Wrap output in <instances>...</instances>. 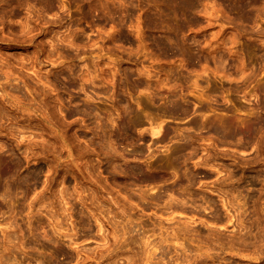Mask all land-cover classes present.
<instances>
[{"label":"rangeland","instance_id":"rangeland-1","mask_svg":"<svg viewBox=\"0 0 264 264\" xmlns=\"http://www.w3.org/2000/svg\"><path fill=\"white\" fill-rule=\"evenodd\" d=\"M254 1L0 0V264L263 263L264 169H239L240 185L237 174L219 184L239 191L220 192L203 188L208 168L193 164L212 148L257 157V136L239 152L209 132L211 122L264 115V0ZM133 163L156 180L118 171ZM36 167L27 183L16 178ZM61 176L76 190L68 204ZM233 190L244 192L227 212Z\"/></svg>","mask_w":264,"mask_h":264},{"label":"bare ground","instance_id":"bare-ground-1","mask_svg":"<svg viewBox=\"0 0 264 264\" xmlns=\"http://www.w3.org/2000/svg\"><path fill=\"white\" fill-rule=\"evenodd\" d=\"M254 1V0H253ZM256 1V0H255ZM254 1V2H255ZM252 2V1H251ZM250 2V3H251ZM253 3V2H252ZM247 5V4H246ZM262 91V90H261ZM262 92H264V91H262ZM261 93V92H260ZM263 95V94H262ZM261 96V95H260ZM261 98H262V96H261ZM261 100H263V99H261ZM260 102H264V100L263 101H260ZM262 104V103H261ZM261 104H260V108H262L261 107ZM264 104H262V106H263ZM259 107V106H258ZM263 108H264V106H263ZM177 110H181V108H180V106L178 105V104H174V105H171V112H175V113H177ZM184 110V109H183ZM182 110V111H183ZM261 111H260V113L258 114L257 113V115H261V112H263V114H264V111H262V110H264V109H260ZM261 116H263V117H261ZM261 116H259V117H257V120L255 121H245V122H236V121H234V120H236V119H230V120H227L226 119V121H222V122H219V123H213V122H211L210 124H209V132L210 133H214V134H216V135H218V140L220 141V143L221 144H230V143H233L235 146L238 144L239 145V147L241 146V148H237L236 147V149L235 150H233V151H236L237 149H240V150H237V151H241L242 149H244L245 150V148H243V147H246V145L248 144L249 145V143H247V141H246V139L248 140V141H250L251 140V138H255L256 136H257V142L255 141V144H254V142L253 143H251V144H254V145H256V159H253L252 161H251V163H249V160H251V159H249L250 158V156H248V157H244L243 156V150L241 151L242 152V155L240 154V153H238V155L240 154L241 156H243L242 158H240L238 155H236L234 152H232V153H234L236 156H238L237 158H236V156L235 155H233V156H235V158L234 157H232L228 152H226V154H224L223 153V155L225 156V158L227 157V158H229V160L231 159V161L233 162V167L232 166H230V164H228V163H224V162H221L220 160H221V158H223L224 156H222L221 154H219V152L218 151H215L213 148L208 152V155L207 156H204V157H202L203 159H202V161L199 159V160H196V161H193V164L197 167L198 165H202V166H204V167H206V168H208L207 170H204V175L203 176H205V179L206 178H208V180L206 179L205 181H203L202 180V185H203V188L205 189V188H207L206 190H209V191H211V190H213L214 191V189H217V191H219L220 190V192H224L225 190H226V188L227 189H232L233 187H234V189L235 188H238V186L237 187H235V186H232V187H228V186H223V187H225V190L224 191H221L222 190V186H221V189H220V186H219V184H220V182L221 181H225V179H227L226 181L227 182H229V184H230V182L232 181V180H234L236 177H237V179H238V175H239V173L237 174V176H235V177H233L234 179H232L231 177L233 176V175H236L235 174V172L236 171H239V169L241 170V171H245L246 170V168L247 169H249V170H251V169H253V170H251V171H254L255 169L257 170V171H261L262 169H264V147L262 148V146H264V115H261ZM255 119H256V115H255ZM253 120V119H252ZM238 121V120H237ZM241 121H243V120H241ZM158 123V122H157ZM156 123V125H158ZM153 129H152V133H156L157 132V130L154 128V126L152 127ZM14 130V129H13ZM15 130H18L17 128L15 129ZM13 131V132H17V131ZM2 131H3V129H2ZM19 131V130H18ZM28 131V130H27ZM12 134H13V132H12V130L10 131ZM26 132V131H25ZM30 132V131H29ZM21 136L22 135H24L23 133H24V131H19L18 132ZM17 133V134H18ZM15 134V133H14ZM255 136V137H254ZM244 139H245V141H244ZM255 140H256V138H255ZM254 141V140H253ZM247 143V144H246ZM100 144H102V143H100ZM99 144V146L100 147H103L104 148V146L107 144H105L104 145V143L102 144V145H100ZM227 144V145H228ZM246 144V145H245ZM250 144V145H251ZM104 145V146H103ZM248 145H247V148H248ZM113 146H112V144H107V146L104 148L105 150H107V149H111V151L113 150V148H112ZM215 147V146H214ZM250 147V146H249ZM107 148V149H106ZM110 150H108V152H109ZM115 151V150H114ZM228 153V154H227ZM111 155V154H110ZM110 155H108L110 158L112 157V156H110ZM253 157V156H252ZM251 157V158H252ZM29 158V157H28ZM27 158V159H28ZM109 158V160L111 161V159ZM113 158V157H112ZM249 160H248V159ZM254 158V157H253ZM17 159V158H16ZM16 159H14V161H12L11 160V162L9 163V171H12L11 173V175L13 176V175H15L17 172L16 171H20L19 170V168H20V165H21V163H23L22 161H19V160H16ZM19 159V158H18ZM108 159V158H107ZM21 160V159H20ZM108 160V161H109ZM113 160V159H112ZM114 161H116V159H114ZM117 162V161H116ZM111 163V162H110ZM109 163V164H110ZM113 163V166H114V162H112ZM111 163V164H112ZM246 164H248V165H246ZM22 166V165H21ZM65 166V165H64ZM70 165H69V163H68V166L67 167H69ZM238 167V168H237ZM37 169H32V170H27L28 171V173H27V171H26V174L25 175H21L22 173H19L20 175H21V177H17L16 176V178H19V180H21L22 182H23V180H24V182H26V180H28L29 179V177L33 174V172H32V174H30L29 173V171H37L38 170V167H36ZM42 168V167H41ZM41 168H39V169H41ZM260 168V169H259ZM8 169V168H7ZM61 169H64V171H62V172H65V170H66V167H62ZM60 169V170H61ZM68 170H69V168H67ZM22 170V169H21ZM67 170V171H68ZM70 170H71V168H70ZM255 170V171H256ZM6 171V170H5ZM66 171V172H67ZM118 171H133V172H135L136 173V178H138L140 181H149L148 183H150V181H153L154 182V180H156V178H157V176H155V175H152V174H149V173H145V172H143V171H146L142 166H140L139 164H136V163H133V164H130V165H127V167H125V168H122V169H119ZM184 171H187V168L184 170ZM188 171H190V170H188ZM192 171V170H191ZM209 171H216V173H215V175H220V174H222L221 173V171H226L227 172V176H225V177H223L222 175H224V174H222V175H220V177H222V179H219V178H216L215 180L214 179H212L211 177V172H209ZM247 171V170H246ZM37 173V172H36ZM24 174V173H23ZM202 174H203V172H202ZM9 176H10V174H8ZM16 175H18V174H16ZM36 176H37V174H35ZM193 175V174H192ZM201 175V174H200ZM213 175V174H212ZM241 175V174H240ZM250 175V174H249ZM252 175V174H251ZM254 176H256L255 175V173L253 174ZM250 176V178L252 177H254V176ZM19 176V175H18ZM33 176H34V174L31 176L32 178H33ZM36 176L34 177V178H36ZM194 176V175H193ZM209 176H211V177H209ZM187 177H189V176H187ZM192 177V176H191ZM191 177H189L188 179L190 180V179H192ZM216 177V176H215ZM247 177H248V175H247ZM258 177V176H257ZM11 178V177H10ZM14 179H15V176L13 177ZM13 178H11L12 179V181H10V182H14V180H13ZM32 178H30V179H32ZM61 178H62V176H61ZM64 178V177H63ZM62 178V179H63ZM194 178H195V176H194ZM202 178V177H201ZM212 180V182H213V180H214V184H210L211 186H209L208 184H206V181H211L210 179ZM228 178L230 179V181H228ZM244 178V177H243ZM242 178V179H243ZM263 178V177H262ZM10 179V180H11ZM29 179V180H30ZM60 179V178H59ZM187 179V178H186ZM202 179H204V177L202 178ZM232 179V180H231ZM239 179H240V181H241V178H240V176H239ZM253 179H255V177L253 178ZM253 179H252V182H253ZM19 180H17L16 179V181H19ZM187 180L188 182H190L191 183V181H195V179H192V180ZM263 180V179H262ZM20 181V182H21ZM201 181V180H200ZM225 181V182H226ZM238 182H239V180H237ZM237 181H236V179H235V182L237 183ZM23 182V183H24ZM62 182H64V179H63V181H60L59 180V184H58V182H57V187L58 186H60L61 184L63 185V183ZM225 182H223L222 184H226ZM248 182H250V181H248ZM251 182V184H253ZM256 182V181H255ZM255 182H254V184H255ZM15 183V182H14ZM14 183H12L13 185H14ZM18 183V182H17ZM27 183V182H26ZM263 184H264V181L262 182ZM19 184V183H18ZM231 184H233V181L231 182ZM231 184H230V186H231ZM243 184V183H242ZM253 184V185H254ZM262 184V185H263ZM61 185V186H62ZM238 185H240V182H239V184ZM17 186V185H16ZM19 186H20V184H19ZM201 186V185H200ZM241 186H243V185H241ZM245 186V185H244ZM246 186H247V184H246ZM256 186V185H255ZM264 186V185H263ZM18 187V186H17ZM240 187V186H239ZM67 188V189H66ZM66 188H65V186L63 185V188H59L60 190H59V194L60 193H62L61 194V196H60V198H62V199H60V201L61 202H63L64 204H68V203H71V202H69L70 201V196H72L73 197V195L71 194L70 195V192L71 193H73L74 191H76L75 190V188H74V190L72 189L71 191H69V189H68V187L66 186ZM247 189L249 188V187H246ZM57 189V188H56ZM219 189V190H218ZM224 189V188H223ZM240 189H242L241 187H240ZM244 189V188H243ZM246 189V190H247ZM264 188H262V186H261V188L259 187V191L257 190V189H255V190H257V192H256V195L258 194V193H260V191H261V193H264V192H262V190H263ZM236 190V189H235ZM228 191V190H227ZM236 191H239V189L238 190H236ZM236 191H234L233 190V192L234 193H232L233 195V197H231V198H233L232 200H229L228 199V197H227V199L224 201L222 198H221V195H220V198L223 200V204L222 205H224V207H225V209H226V205H227V203H226V201H228V203H229V206H231V207H233V208H236V209H238L239 208V204L240 203H238V206H236L237 205V203L236 204H234L235 203V196H234V194H235V192ZM252 191V190H251ZM232 192V191H231ZM231 192H230V196H231ZM242 192H244L243 190H242ZM242 192H240L241 194H243ZM253 192V194H255L254 193V191H252ZM68 193H69V196H68ZM75 193V192H74ZM240 193H238V192H236V196L238 197L239 196V194ZM246 193V192H245ZM248 193V192H247ZM250 193V194H249ZM249 195H251L252 193L249 191ZM260 193V194H261ZM76 194V193H75ZM97 194V193H96ZM105 193H103V195H104ZM222 194H225V195H227V192L226 193H222ZM229 194V193H228ZM55 195V194H54ZM95 195V194H94ZM100 195H102L101 193H100ZM202 195H204V193L202 194ZM202 195H200V196H202ZM255 195V196H256ZM204 196H206V195H204ZM203 196V198H205ZM229 196V195H228ZM242 196V195H241ZM252 196H254V195H252ZM254 196V197H255ZM257 196H259V194L257 195ZM261 196V195H260ZM260 196L259 197H257V198H260ZM264 196V195H263ZM75 197H77L76 195H75ZM97 197V196H96ZM95 197V198H96ZM107 197V196H106ZM105 197V198H106ZM208 197V196H207ZM223 197V196H222ZM240 197V196H239ZM238 197V198H239ZM244 197V196H243ZM79 198V197H78ZM201 198V197H200ZM210 198V197H209ZM209 198H207L208 200H209ZM224 198V197H223ZM261 198H263V200H264V197H261ZM96 199H98V198H96ZM100 199H101V197H100ZM99 199V200H100ZM110 199H113V198H110ZM225 199V198H224ZM240 199V198H239ZM211 200H213V199H211L210 198V200L209 201H211ZM95 201V200H94ZM234 201V202H233ZM236 201H237V199H236ZM61 202H60V204H61ZM97 202V201H96ZM214 202V201H213ZM213 202H209V203H212L213 204ZM226 203V205H225V203ZM237 202H242V201H237ZM244 202V201H243ZM261 202H263V201H261ZM62 203V204H63ZM95 203V202H94ZM99 203V202H98ZM107 203V202H106ZM114 203H116V205H118V200L116 201H114ZM260 203V202H259ZM108 204V203H107ZM106 204V205H107ZM244 204L245 203H243V206H244ZM254 204V203H253ZM262 204V203H261ZM261 204H258V206H257V208L258 209H261V212H258V210H257V212L260 214H264V203L261 205ZM95 205H96V203L94 204V207H95ZM97 205H99L100 206V204H97ZM109 205V204H108ZM112 204L110 203V206H111ZM115 205V204H114ZM112 206V207H110V206H108V207H110L111 208V211H112V209L114 210L115 209V207L117 208V207H119L120 208V206ZM259 205H261V206H259ZM71 206H72V204L71 205H69V207H67V208H62L64 211L65 210H67L68 208H69V210L66 212V214L65 215H63L64 217H65V222H66V220L68 221L71 217H72V213H71V210L70 209H72L71 208ZM121 206H122V204H121ZM206 206V205H205ZM204 206V207H205ZM52 207V206H51ZM50 207V208H51ZM107 207V208H108ZM215 207V206H214ZM228 207V206H227ZM241 207H242V204H241ZM240 207V208H241ZM259 207H261V208H259ZM97 208H99L98 206H97ZM100 209V208H99ZM120 209H122V208H120ZM119 209V210H120ZM205 209V208H204ZM255 209V208H254ZM62 210V211H63ZM102 210H105V209H103V207H102ZM109 210V209H108ZM116 210V209H115ZM117 210H118V208H117ZM116 210V211H117ZM172 210H174V209H172ZM228 210V208L226 209V211ZM239 210V209H238ZM243 210V209H242ZM242 210L240 209V212L242 213ZM94 211H96V210H94ZM99 210L97 209V212H98ZM216 211V210H215ZM229 211V210H228ZM227 211V212H228ZM104 212V211H103ZM106 212V211H105ZM104 212V213H105ZM166 212H169V210L168 211H166ZM174 211H171V209H170V215H171V213H173ZM217 212V211H216ZM239 211L238 212H235V213H240ZM95 213V212H94ZM100 213H101V210H100V212H99V214H95L94 215V220H96L97 222V224H98V228H97V231L98 232H100L102 229H104L105 227H106V225H107V220H103L105 217L102 215V213H101V215L104 217V218H100ZM107 213H109L110 214V212H107ZM114 214L115 213H117V212H113ZM240 213V214H241ZM53 214V213H52ZM113 214V215H114ZM217 217H219L220 216V214L218 213V215H217V213H214ZM239 214V215H240ZM244 213H242V215H243ZM260 214V215H261ZM54 215V214H53ZM107 215V214H106ZM116 215V214H115ZM168 215H169V213H168ZM215 215H213V216H215ZM230 215H231V213H230ZM230 215H227V219H226V222L228 223V221H231L230 220ZM261 215V216H262ZM111 216H112V213H111ZM120 216V215H119ZM123 216V215H122ZM233 216V215H232ZM54 217H55V215H54ZM56 217H58V216H56ZM113 217V216H112ZM200 217V216H199ZM221 217V216H220ZM220 217L218 218V219H220ZM244 217V216H243ZM115 218V217H114ZM216 218V217H215ZM222 218V217H221ZM238 218V217H237ZM264 218V215H263V217H262V219ZM57 219V218H56ZM101 219V220H100ZM107 219V218H106ZM109 220H110V218H108ZM211 218H209V220H208V223H209V221H211L210 220ZM213 219H214V217H213ZM212 219V220H213ZM217 219V220H218ZM262 219H261V221H262ZM111 220H112V218H111ZM114 220V219H113ZM112 220V221H113ZM203 221L205 220V219H202ZM201 220V221H202ZM225 220V219H224ZM242 220H246V218H244V219H242ZM57 221V220H56ZM106 221V222H105ZM129 221H130V219H129ZM191 221H192V219H191ZM202 221V222H203ZM215 221H216V219H215ZM221 221V220H220ZM219 221V222H220ZM247 221H249L248 220V218H247ZM264 221V220H263ZM114 222H115V220H114ZM131 222V221H130ZM211 222H213V221H211ZM218 222V221H217ZM225 222V223H226ZM69 223V222H68ZM116 223V222H115ZM114 223V224H115ZM118 223V222H117ZM126 223V222H125ZM206 223H207V220H206ZM224 223V222H223ZM224 223V224H225ZM262 223V222H261ZM55 224H57V226L56 227H58V226H60L61 227V223L59 222V220H58V222H56ZM70 224H71V229H69V230H73L74 229V223L71 221L70 222ZM112 224V223H111ZM222 224V223H221ZM264 224V223H263ZM263 224H262V228H264L263 227ZM187 225V224H186ZM237 225H239V228H241L240 226L242 225V222H241V220L237 223ZM247 225H248V223H247ZM67 226V225H66ZM124 226V225H123ZM126 226V225H125ZM226 226V225H225ZM249 226V225H248ZM69 227V226H68ZM67 227V228H68ZM244 227H246V226H244ZM124 228V227H123ZM261 228V229H262ZM60 229V228H59ZM127 229V228H126ZM126 229H124L125 231H126ZM214 229H216V228H214ZM248 229H249V227H248ZM130 230V229H129ZM264 230V229H263ZM217 232H218V228H217V230H216ZM74 232V231H73ZM264 232V231H263ZM67 233V232H66ZM71 233V232H70ZM114 233V232H113ZM124 233V232H123ZM219 233V232H218ZM74 234V233H73ZM264 234V233H263ZM262 234V235H263ZM65 235H68V234H65ZM105 235V234H104ZM104 235H101V237H102V239H105V236ZM70 238V245L71 244H77V240L74 238V237H71V236H73V235H68ZM77 238V237H76ZM262 238V240H260V243H261V241H263V243L262 244H264V238L263 237H261ZM79 243V242H78ZM259 243V245H261V246H263L262 244H260ZM157 244V243H156ZM155 244V245H156ZM152 245V244H151ZM259 245H257L259 248H260V246ZM72 246V245H71ZM258 247H256V249L258 250ZM263 249H264V247H262ZM259 250H261V248L259 249ZM106 251H108V250H106ZM105 251V252H106ZM264 251V250H263ZM256 252V251H255ZM254 252V253H255ZM260 251H258V253L256 254H254L255 256H254V258H262L264 255L262 254V253H259ZM262 252V251H261ZM109 253V252H108ZM264 253V252H263ZM115 254H117V251H116V253ZM122 254H123V252H122ZM152 254V252H150L149 253V255H151ZM111 255V254H110ZM119 255V254H118ZM263 255V256H262ZM105 256V255H104ZM126 256V255H125ZM153 256V255H152ZM155 256V255H154ZM109 257V256H108ZM252 257H253V254H252ZM253 258V259H254ZM109 259V258H108ZM263 259V258H262ZM261 260V259H260ZM264 260V259H263ZM260 262V261H259ZM258 262V263H259ZM263 263H261V264H264V261H262ZM260 264V263H259Z\"/></svg>","mask_w":264,"mask_h":264}]
</instances>
